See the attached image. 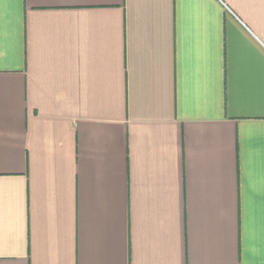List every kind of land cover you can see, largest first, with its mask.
<instances>
[{
  "label": "crops",
  "instance_id": "0c3cea01",
  "mask_svg": "<svg viewBox=\"0 0 264 264\" xmlns=\"http://www.w3.org/2000/svg\"><path fill=\"white\" fill-rule=\"evenodd\" d=\"M0 264H264V0H0Z\"/></svg>",
  "mask_w": 264,
  "mask_h": 264
}]
</instances>
